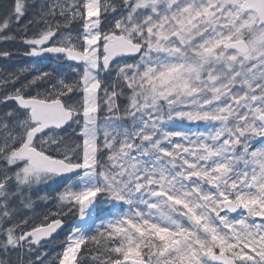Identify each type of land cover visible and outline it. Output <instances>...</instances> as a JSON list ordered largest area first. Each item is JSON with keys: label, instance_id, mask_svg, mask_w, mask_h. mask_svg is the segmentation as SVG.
Listing matches in <instances>:
<instances>
[{"label": "snow or ice", "instance_id": "1", "mask_svg": "<svg viewBox=\"0 0 264 264\" xmlns=\"http://www.w3.org/2000/svg\"><path fill=\"white\" fill-rule=\"evenodd\" d=\"M0 264H264V0H0Z\"/></svg>", "mask_w": 264, "mask_h": 264}]
</instances>
